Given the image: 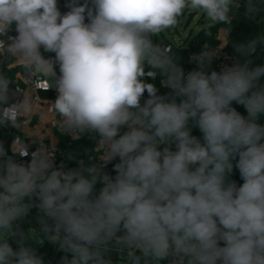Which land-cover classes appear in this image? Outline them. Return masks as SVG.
Here are the masks:
<instances>
[{
	"label": "clouds",
	"instance_id": "9594fccd",
	"mask_svg": "<svg viewBox=\"0 0 264 264\" xmlns=\"http://www.w3.org/2000/svg\"><path fill=\"white\" fill-rule=\"evenodd\" d=\"M91 4L72 0L70 11L61 14L58 0H0V53L15 58L29 78L47 81V90L56 73L41 48L54 52L60 76L51 110L63 131L95 139L102 151L100 163L84 168L77 160L81 167L57 168L54 153L40 142L30 162L8 157L0 164V264H44L32 249L14 251L8 242L16 235L13 223L34 205L54 221L51 242L71 253L62 264H106L101 249L113 239L132 249L129 264H159L169 255L179 256V264L185 257L187 264H264V124L257 123L264 118V66L250 67L247 59L264 34L236 44V62L210 74L206 67L218 51L206 45L194 57L199 70L185 75L171 46L153 42L193 11L221 25L228 44L230 11L242 10L264 26V0ZM13 23L18 35L6 36ZM157 75L179 103L157 95L142 79ZM11 84L0 69V125L21 131L36 104L25 93L12 103ZM145 92L149 98L142 103ZM190 125L200 129L202 141ZM124 127L128 131L120 135ZM173 143L176 151L160 150ZM11 151L29 155L20 136ZM6 155L0 143V157ZM117 158L115 177L103 173ZM234 160L244 181L239 187L229 179ZM98 183L103 187L96 194Z\"/></svg>",
	"mask_w": 264,
	"mask_h": 264
},
{
	"label": "built area",
	"instance_id": "2783aa9c",
	"mask_svg": "<svg viewBox=\"0 0 264 264\" xmlns=\"http://www.w3.org/2000/svg\"><path fill=\"white\" fill-rule=\"evenodd\" d=\"M85 1V0H84ZM67 11L61 12V14H65ZM18 35L17 31L15 29L10 28L6 36L10 37H16ZM154 42V41H153ZM157 43V42H154ZM162 47H169L171 46L172 52L174 51V48L176 45H174L171 41L164 39L160 42ZM227 41L226 39L220 34V36L217 39V42L210 43L208 41L204 42L203 46L197 50L190 52L189 54L185 55L181 62L179 63L180 66L183 68L185 75H187L189 72L194 70H199V64L194 59V57L200 55L202 51L204 50L205 46H208V50L210 52H216V55L213 57L212 62L210 65H213L218 68V72L223 69L224 66H232L236 60H233V56L228 53L226 50L227 47ZM42 53V49H41ZM50 58L53 59L54 62V69L58 64L55 62V53L51 52ZM12 58L7 57L3 53H0V69H3L5 71V68L9 65L10 60ZM208 65V66H210ZM206 67V69L208 68ZM56 73V72H55ZM53 80V86L48 88L47 90H44L47 88L48 83L44 80H34L27 76L24 69L21 68L20 72L11 80L13 84L9 86V95L11 97V102L16 103L19 101H22L24 99V93L29 95L33 101H35L36 104V110L40 115L45 114V109L43 106V100L42 97L39 95L40 92H45L49 94L50 99L55 102L58 96V91L55 86V80L56 76L52 77ZM163 97H166L168 102H171L173 98L176 99V102H180L179 97H174V94L171 92V90L168 88V91L164 94ZM24 126L28 125L30 123V116H26L23 118ZM20 136L21 139H25V144L27 145L29 155L25 157H21L18 153L11 152L9 157H11L16 163H28L31 160V152L36 151L40 146V142L43 143L51 152L54 153L55 159L54 164L57 168L64 167L65 169H70L71 165H75L78 167H81V165L77 164V160L82 161V166L87 164L88 160V152L86 151H78L74 148H69L67 146H60L58 144H54L52 142H48L46 138L38 133H31L27 135L26 137L20 135L19 133L12 136L11 143H13L15 137ZM91 143L93 144V153L90 157L91 163L97 162L100 163V158L102 156V151L99 150L96 145L97 141L95 139H91ZM264 143V140L261 141ZM164 147H169L170 150L174 151V143L173 144H162L160 145V150H163ZM73 154L75 156V159H68L66 155ZM93 157H95V161H93ZM119 162V159H115L111 162H108L103 168L102 172L107 173L111 177H115L117 174L114 165ZM244 183V182H243ZM243 183H238L237 186H241ZM101 187H103V184L100 183ZM220 245L223 246V241L220 242ZM186 258V257H185ZM184 258V259H185ZM180 257L176 255H172L169 259L162 262V264H173V261H176L177 264L180 262Z\"/></svg>",
	"mask_w": 264,
	"mask_h": 264
},
{
	"label": "crops",
	"instance_id": "0c3cea01",
	"mask_svg": "<svg viewBox=\"0 0 264 264\" xmlns=\"http://www.w3.org/2000/svg\"><path fill=\"white\" fill-rule=\"evenodd\" d=\"M230 15L233 17H237L247 23H249L253 29V34L255 38H258L261 34H264L263 30L264 27H261V24L257 19H252L246 16L243 11L232 12L230 11ZM211 25V24H210ZM207 27V26H206ZM12 29H15V23H13ZM220 28H218L216 32V38L220 36ZM262 29V30H261ZM186 45V41L184 40V44ZM259 48L264 51V43L257 44ZM42 55H43V48ZM22 67L19 66L18 62L15 58L10 60L9 65L5 68V73L10 80H12L21 70ZM146 79H144L145 81ZM39 95L42 97L43 106L45 109V114L40 115L37 111H34L30 115V123L24 126L21 131L17 128L13 127L16 134L19 133L20 135L26 137L31 133H38L43 135L48 142H52L54 144L60 145V140L58 137V133L68 134L72 137L78 136L76 132H65L61 129L59 121L60 117L55 115L51 110V103H54L48 93L40 92ZM157 95H160L157 91ZM164 96V95H161ZM149 97H145L144 100L148 99ZM247 118L248 113L242 115ZM257 123L264 124V118L257 121ZM12 126H4L0 125V131L2 133V141L5 151L7 155L5 157H0V164L6 163L7 158L9 157L12 147L11 139H12ZM126 131H128L127 127H124ZM88 152V160L87 164H85L84 168L90 166L91 160L90 157L92 153L90 150ZM78 166L71 165V168H77ZM45 226H47V231H45ZM13 231L16 233L15 236L9 239V244L13 248L14 251H18L21 246L28 247L33 251L39 248V245L42 243L41 238L42 234H47L48 236L55 234V224L54 221L47 217L39 208L38 206H33L29 212L22 218L17 219L13 223ZM123 235V232H118L117 236ZM132 251V249L124 248L122 245L116 243L115 239L110 241L104 248L101 249V256L106 264H129L128 261V253ZM137 255L140 253L137 251ZM172 255L162 259L159 264H162L165 260L169 259ZM183 264H187V258L183 260Z\"/></svg>",
	"mask_w": 264,
	"mask_h": 264
},
{
	"label": "trees",
	"instance_id": "16d2710c",
	"mask_svg": "<svg viewBox=\"0 0 264 264\" xmlns=\"http://www.w3.org/2000/svg\"><path fill=\"white\" fill-rule=\"evenodd\" d=\"M72 0H58V9L60 12L64 11H70L69 5L71 4ZM81 4H83L85 1L84 0H79ZM89 7H93L91 4V0H89ZM242 11V10H241ZM261 17H264V12L260 14ZM259 21V18H257ZM85 23H89V20L87 18V14H85ZM233 30L229 36V43L227 44L226 50L228 51L229 54L233 56V60H237L239 58V53L236 52L235 50V45L242 43L248 39L255 38L253 34V29L251 25L237 17H233ZM210 30L212 35H206L205 31ZM218 30V25H209L206 28L200 30L194 35L188 36V38L185 40L186 45L184 46H175L173 53L175 56L178 58V63L181 62L182 58L189 54L190 52L197 51L199 50L204 42L208 41L210 43H215L217 42L216 38V32ZM51 52H45L43 50V56L47 59L50 58ZM247 59L251 62L250 67H255V66H264V51L258 47L255 50L254 53H252ZM209 74L211 71L215 70L218 72V68L210 65L206 69ZM55 72H56V79L60 76V69L59 65L55 67ZM163 77L160 75H157L155 79L146 76L145 82L147 83H152L157 91L159 92L160 96L164 95L167 91L168 88L163 86L162 84ZM261 84H264V76L261 77L260 80ZM148 96V93L145 92L143 97H142V103L144 101V98ZM232 107H234L241 115H244L247 113L246 109L239 104H236L235 102L232 103ZM191 127V134L193 136H196L197 138L201 139L203 138V134L200 131L198 127L192 126ZM12 130V136L16 134L15 130L13 127L11 128ZM124 132H126L125 128H122L120 130V135H122ZM58 137L60 140V146L64 147L67 146L69 148H74L78 151H86L90 150V152H93V144L91 143L90 138L87 135L81 136L78 135L76 137H72L71 135L68 134H62L58 133ZM2 141V133L0 131V143ZM174 151H176V146L174 144ZM238 159V158H237ZM236 160L233 161L234 168L231 176L229 179L235 181L236 184L238 183H243V179L241 178L239 169L235 167ZM100 183H98L95 187V192L96 194L99 193L101 189ZM35 253L40 256L44 264H62L63 257L68 256L69 259H71V253H66L63 250H60L59 247L52 243L51 240H47L43 245H41L38 249H36Z\"/></svg>",
	"mask_w": 264,
	"mask_h": 264
},
{
	"label": "rangeland",
	"instance_id": "374dc122",
	"mask_svg": "<svg viewBox=\"0 0 264 264\" xmlns=\"http://www.w3.org/2000/svg\"><path fill=\"white\" fill-rule=\"evenodd\" d=\"M232 12L234 14L236 10L232 9ZM209 25L210 24L208 23L207 18L203 17L199 12L187 11L185 12L182 23L179 25L176 32H174L176 29L165 31L159 37H153V41L160 43L162 40L167 39L179 47L184 44V40H186L188 36L196 34ZM219 27L222 26L218 25V28ZM261 27L264 26L261 25ZM142 79H146V76L142 77Z\"/></svg>",
	"mask_w": 264,
	"mask_h": 264
},
{
	"label": "water",
	"instance_id": "95a60500",
	"mask_svg": "<svg viewBox=\"0 0 264 264\" xmlns=\"http://www.w3.org/2000/svg\"><path fill=\"white\" fill-rule=\"evenodd\" d=\"M176 31H177V29H176L174 32H176ZM49 237H50V236H48L47 234H42V238H41L42 243L39 245V247H40L41 245H43L47 240H50ZM35 251H36V250H34V252H35Z\"/></svg>",
	"mask_w": 264,
	"mask_h": 264
}]
</instances>
